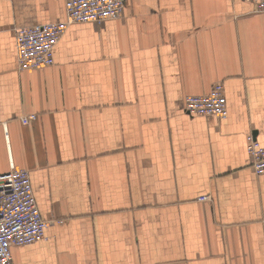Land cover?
<instances>
[{"label":"crops","instance_id":"0c3cea01","mask_svg":"<svg viewBox=\"0 0 264 264\" xmlns=\"http://www.w3.org/2000/svg\"><path fill=\"white\" fill-rule=\"evenodd\" d=\"M64 3L0 0V174L28 171L42 216L63 221L11 264H264V175L246 150L251 133L264 145V13L127 0L21 71L17 29L64 20ZM218 83L226 119L184 112Z\"/></svg>","mask_w":264,"mask_h":264},{"label":"built area","instance_id":"2783aa9c","mask_svg":"<svg viewBox=\"0 0 264 264\" xmlns=\"http://www.w3.org/2000/svg\"><path fill=\"white\" fill-rule=\"evenodd\" d=\"M255 11L264 13V0H243ZM127 0H65V18L62 21L17 29L16 43L20 70H43L55 64L54 51L70 25L96 24L121 18ZM184 112L193 117L226 119L229 113L225 88L215 84L210 92L201 96H187ZM35 115L23 117L20 122L28 126ZM0 125H4L0 100ZM246 150L252 169L257 176L264 175V145L254 134L247 136ZM203 198L202 200H206ZM63 221L45 219L38 207L30 173L17 170L0 174V264H11L15 247L41 243L50 226Z\"/></svg>","mask_w":264,"mask_h":264}]
</instances>
